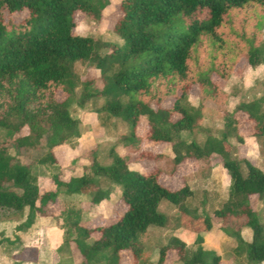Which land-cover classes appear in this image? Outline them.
Instances as JSON below:
<instances>
[{"label":"trees","instance_id":"16d2710c","mask_svg":"<svg viewBox=\"0 0 264 264\" xmlns=\"http://www.w3.org/2000/svg\"><path fill=\"white\" fill-rule=\"evenodd\" d=\"M104 6L96 0H0V129L22 130L26 126L27 133L15 139L16 145L41 149L40 163L55 162L53 148L79 136L78 120L69 113V95L76 86L73 64L87 62L99 71L105 86L93 93L87 91L89 81H85L79 105L93 94L106 96L102 108L108 116L128 124L130 142L140 139L136 126L140 116H146V138L171 143L173 170L188 160L199 163L212 154L221 157L230 183L226 198L212 212L224 221L223 234L235 238L237 259L263 263L264 222L251 207L249 196L264 203V172L244 157L231 156L230 132L236 142L243 141L234 122L242 116L252 122L253 135L264 137V96L237 103L225 113L220 135L208 134L202 144L175 137L197 125L198 117L182 103L192 85L198 86L201 102H221L223 90L217 78L227 79L239 58L250 66L261 63L256 34L264 21V0H120L111 29L121 43L100 42L74 32L77 12L98 18ZM248 7L257 9L252 27L239 20V13ZM22 9L23 16L14 21L11 14ZM102 47L107 51L100 54ZM59 92L68 97L59 100ZM168 96L174 98L172 105L161 106ZM174 114L178 117L172 119ZM111 154L110 164L93 159L88 166L91 174L54 178V189L39 192L30 166L13 160L0 140V213L20 214L27 208L25 220L16 225L17 230L25 231L37 216L48 215L60 187L66 194L92 192L91 202L97 203L108 191L101 189L94 177L119 184L123 209L113 221H101L90 228L80 223L78 210L60 213V226L65 227L62 244L73 241L82 258L72 264H121L122 251L138 258L142 253L139 236L149 225L167 222V215L158 210L162 200L211 228L207 216L198 218L186 205L194 194L186 183L170 188L159 182V169L142 173ZM142 154L151 160L160 156L150 151ZM230 218L241 221L234 223ZM226 223H232L233 228L228 229ZM240 225L250 227V241L241 237ZM93 231L97 235L90 239ZM195 242V249L189 251L183 240L171 236L159 248L158 264H163L169 249L176 251L181 264H220L221 255L204 248L200 235Z\"/></svg>","mask_w":264,"mask_h":264},{"label":"rangeland","instance_id":"374dc122","mask_svg":"<svg viewBox=\"0 0 264 264\" xmlns=\"http://www.w3.org/2000/svg\"><path fill=\"white\" fill-rule=\"evenodd\" d=\"M96 1L105 4L100 16L95 18L93 15L77 12L74 32L91 36L100 42L121 43V40L111 29L112 21L119 14L118 2L120 0ZM24 12L25 9L16 11L11 14V17L14 21H18ZM256 12L257 9L248 7L239 13V20L246 21L249 23V27H252L257 19ZM249 32L254 33L255 31L250 29ZM256 41L261 48L260 64L250 66L244 59L239 58L227 79H216L223 90L221 102L210 99L201 102L198 86L190 87L188 95L182 100V103L198 117L197 125L189 132L183 131L181 135L175 137V140L183 138L188 141L192 139L202 144L208 134L219 136L220 131L224 130V116L227 111H231L239 102L251 101L264 96V21L261 23L259 33L256 34ZM106 51V47L98 50L100 54ZM73 70L76 75V86L69 95V113L78 120L79 136L72 137L53 148L55 162L40 163L38 159L43 153L41 149L16 145L15 139L27 133L26 126L22 130L0 129V140L3 141L6 151L13 157V160L30 166L33 174L37 177L39 192L45 189H54L57 180H66L83 173L91 174L88 166L93 159L102 165L110 164L113 158L112 151L115 155L125 159L131 169L142 173H148L154 168L159 169L158 180L163 185L175 188L186 183L194 193L191 198L186 200L188 208L193 209L198 218L207 216L211 226L219 227L221 230L224 221L212 212L214 207L220 205L226 198L229 188L228 174L222 166L221 157L218 154H212L209 160L199 163L188 160L173 170L171 143L153 142L146 138L149 129L146 116H140L136 126L135 134L140 139L130 142L128 124L119 117L108 116L102 108L107 100L106 96L93 94L82 105H79L85 81H89V84L85 86L87 91L97 93L104 88L105 80L98 70L90 68L85 61H76L73 64ZM67 97L63 92H59L57 95L59 100ZM173 101L174 98L168 96L161 102V106H171ZM262 109L264 110V102ZM176 117L178 115L174 114L172 119ZM234 122L235 131L242 136L243 141L236 142L233 137L234 132H230V141L233 145L230 150L231 156L244 157L264 172V137L252 134L250 120L240 116L236 117ZM145 151L160 153V156L151 160L143 156L142 153ZM94 179L101 189L108 191L107 197L93 203L91 202L92 192L66 194L64 187H60L56 201L50 204L48 215H39L42 218L36 220L35 230L44 227L47 222L46 226L63 229L62 236H64L65 227L60 226V213L68 209L78 210L80 223L90 228L99 225L101 221L107 223L115 220L116 213L123 209V205L120 203L122 201L120 185L106 177L96 176ZM203 190L206 192L205 197ZM213 192L218 194V198L214 200H212ZM203 198L206 199L205 204H201ZM249 202L251 207L257 211L260 220L264 222V203L259 201L255 195L249 196ZM158 210L167 215L166 224L164 226L149 225L146 231L139 236L138 241L142 253L138 258H133L130 251H122L120 254L121 264H158L159 248L166 245L173 234L186 241L189 251L195 249L197 235L202 237L201 244L205 247L217 248L215 238L209 237L211 230L205 227L202 220L180 214L179 210L167 200L160 202ZM27 212L28 210L25 208L20 214L0 213V238L3 237L0 243V264H23L25 261L27 264L35 263L36 254L40 251L38 247L41 245V238L45 241L46 237L35 232L28 236L18 234L25 241L22 244L19 239L16 240L14 230L18 223L25 220ZM230 219L238 224L241 221L236 218ZM181 221H185L188 225L185 226ZM225 226L228 229L233 228L232 223H226ZM239 229L240 235L245 239L250 238L251 229L249 226L240 225ZM93 232L90 239L97 235L96 232ZM220 244L221 246L217 250L222 257L220 264H250L244 257L240 259L235 257L231 250L236 244L234 237L224 235L221 237ZM59 257L60 260L57 264L78 263L82 259L75 243L70 240L62 244ZM91 264L103 263L99 261ZM163 264H181L174 249L167 250Z\"/></svg>","mask_w":264,"mask_h":264},{"label":"crops","instance_id":"0c3cea01","mask_svg":"<svg viewBox=\"0 0 264 264\" xmlns=\"http://www.w3.org/2000/svg\"><path fill=\"white\" fill-rule=\"evenodd\" d=\"M229 183H230V178H229V175H228V184ZM203 192H204V197H205V195H206L205 193L206 192L204 190H203ZM213 195L214 196H213L212 200L218 198V194H216L215 192H213ZM205 202H206V199L203 198V200L201 201V204H205ZM38 218H42V216H39V217L37 216L35 218L34 223L29 228H27L25 231H19V230H17V228L15 226L14 230H15V233H16V240L19 239L20 243L24 244V242H25L24 239L22 237H20L21 235H18V234H22V236H28V234H33L34 232L38 233V234L41 233V235L43 234L46 238H45V241H43L42 238H41V245H39V247H38V249L40 251L36 254L37 257L34 260V262H35L34 264H57V262L60 260L59 255H60V249H61V246H62L61 244H62V238H63V236H62L63 229H60V228L59 229H55L54 227L46 226V224H47V222H46L44 227H41L38 230H35V227H36L35 222H36V220ZM46 227H48V228H46ZM210 230L211 231L209 233V237L212 236L211 238H215V240H216V244L215 245H217V248L216 247L207 248L204 245H202V246L204 248H206V249H212V250H214L215 252H217L218 254L221 255V253L219 251H217V250H219L218 248L221 246V244H220L221 237H223L225 234H223V232L221 230H219V227L217 228L215 226H211ZM171 236L178 237L177 235H174V234L171 235ZM241 237L245 241H250L251 233H250V238L249 239H245L242 235H241ZM178 238L184 241L183 238H180V237H178ZM184 242H186V241H184ZM233 247H232L231 250L234 252ZM235 257L237 258L236 255H235ZM23 264H27V262L25 261V262H23Z\"/></svg>","mask_w":264,"mask_h":264}]
</instances>
